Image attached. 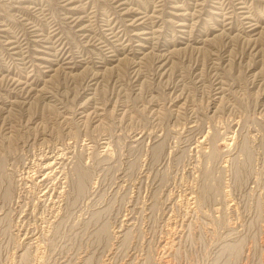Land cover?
Wrapping results in <instances>:
<instances>
[{
	"label": "rangeland",
	"instance_id": "1",
	"mask_svg": "<svg viewBox=\"0 0 264 264\" xmlns=\"http://www.w3.org/2000/svg\"><path fill=\"white\" fill-rule=\"evenodd\" d=\"M0 264H264V0H0Z\"/></svg>",
	"mask_w": 264,
	"mask_h": 264
},
{
	"label": "bare ground",
	"instance_id": "2",
	"mask_svg": "<svg viewBox=\"0 0 264 264\" xmlns=\"http://www.w3.org/2000/svg\"><path fill=\"white\" fill-rule=\"evenodd\" d=\"M45 174H46V173H45ZM80 177H81V176H80ZM79 185H80V189H81V187H82V179L80 180Z\"/></svg>",
	"mask_w": 264,
	"mask_h": 264
}]
</instances>
